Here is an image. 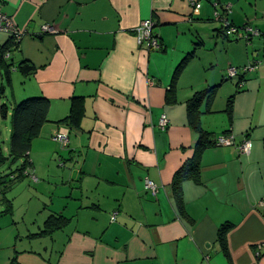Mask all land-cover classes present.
Here are the masks:
<instances>
[{
    "label": "crops",
    "instance_id": "0c3cea01",
    "mask_svg": "<svg viewBox=\"0 0 264 264\" xmlns=\"http://www.w3.org/2000/svg\"><path fill=\"white\" fill-rule=\"evenodd\" d=\"M199 2L195 11L188 0H0L23 34L16 41L0 32V57L5 52L11 65V105L50 101L23 175L13 176L26 157L12 161L10 139L0 148V167L10 169L0 170V264H264V0ZM216 11L260 34L226 35ZM146 19L154 21L159 50L138 43L137 27ZM47 24L53 32L43 30ZM22 61L34 67L31 75L20 72ZM250 64L257 67L241 87L225 79L229 67ZM213 85L219 87L200 107L201 126L214 140L231 134L236 142L203 150L197 178L182 182L179 208L173 179L199 136L187 101ZM75 97H83L84 113L72 128L63 120ZM5 105L7 118L13 106ZM61 128L69 131L66 147L53 139ZM7 132L11 137V123ZM245 138L249 153L239 150ZM29 177L55 190L26 230V215L19 222L2 218L14 217L8 194ZM53 214L71 223L38 236ZM224 224L231 226L225 243L218 239Z\"/></svg>",
    "mask_w": 264,
    "mask_h": 264
},
{
    "label": "trees",
    "instance_id": "16d2710c",
    "mask_svg": "<svg viewBox=\"0 0 264 264\" xmlns=\"http://www.w3.org/2000/svg\"><path fill=\"white\" fill-rule=\"evenodd\" d=\"M217 12V11H216ZM228 11H223L219 14L218 19H220L223 25V30L226 35H230L229 31L232 29H240L242 27L235 26L232 24L228 17ZM244 27V26H243ZM9 43V42H8ZM7 43V44H8ZM2 50H6L5 45H3ZM5 52L2 53L0 57V101L5 96L6 87L11 84V65L7 64L5 57L3 56ZM193 57V54L187 55L180 63L178 71L183 68ZM20 72L24 77L31 75L34 72V67L28 61H22L18 66ZM231 68V67H229ZM227 69V71L229 70ZM177 71V72H178ZM249 71L240 70L234 79L237 80V86L241 87L243 83V77ZM228 73V72H227ZM227 76V75H226ZM225 79H230L227 76ZM219 85L209 86L201 91L196 92L188 101H187V116L188 121L192 128L198 133V139L195 145V152L192 158L188 159L175 173L172 191L174 197L178 203V207L181 208L183 204L182 200V182L190 177H195L198 173L199 159L203 150L215 144L214 137L210 133L205 131L200 123V117L202 114L201 105L203 102H206L207 106L213 101L216 91ZM234 97L232 96L228 102V110L232 108V102ZM50 109V101L44 97H34L28 98L16 105L13 106L11 110V124H12V133L10 137V156L13 160L20 158H25L21 167L19 168V174L13 175L15 178L23 175L25 173L27 164V157L31 148L32 141L38 137L39 130L41 126L46 122L48 111ZM7 106L1 104L0 113L3 117H6ZM84 113V102L83 97H75L72 99L71 108L69 115L63 120V122L70 127H79L80 121ZM6 157L1 156V160H5ZM14 178V179H15ZM197 178V176L195 177ZM194 178V179H195ZM10 179L9 181H11ZM6 182V180H5ZM5 193V188L1 191ZM8 209L5 212H11L12 204L7 203ZM71 223V219L63 215L53 214L50 215L45 221L44 230L38 234L39 235H53L54 233L65 229ZM231 226L229 224H224L220 227L218 239L222 242H226L227 231Z\"/></svg>",
    "mask_w": 264,
    "mask_h": 264
},
{
    "label": "built area",
    "instance_id": "2783aa9c",
    "mask_svg": "<svg viewBox=\"0 0 264 264\" xmlns=\"http://www.w3.org/2000/svg\"><path fill=\"white\" fill-rule=\"evenodd\" d=\"M190 3L194 5L195 11H198L201 7V3L199 0H188ZM228 8V6H226ZM220 12H216V16H219ZM154 28V21L152 19H146L140 23V25L137 27V40L138 43L144 45L145 49L147 51L150 50H159L162 46L160 43V40L158 37L154 34L153 31ZM43 30L47 32H53V29L47 24L43 26ZM0 32L8 33L12 35L13 39L16 41H20L23 34L21 30L16 26L14 21L5 13L2 12L0 9ZM230 34H234L237 38L238 37H245L248 38L250 35H259L260 31L258 29H255L254 27H251L249 25H246L238 30L232 29V31H229ZM257 65L250 64L249 66H245L242 68L237 67H231L227 71V76L230 77V79L234 78L237 73L240 70L243 71H253ZM167 124V119L165 115L161 116L160 118V125L162 127H165ZM53 139L60 143L63 147H66L69 143V131L67 129H59L53 134ZM215 144L217 145H225L230 146L235 144V138L231 134L227 135H221L215 138ZM239 150L242 153H249L251 149V141L247 138H245L239 145ZM36 179V178H35ZM145 185L147 189L152 191L153 194L157 191L156 184L153 180L146 178L145 179ZM112 220H115V215L112 216Z\"/></svg>",
    "mask_w": 264,
    "mask_h": 264
},
{
    "label": "rangeland",
    "instance_id": "374dc122",
    "mask_svg": "<svg viewBox=\"0 0 264 264\" xmlns=\"http://www.w3.org/2000/svg\"><path fill=\"white\" fill-rule=\"evenodd\" d=\"M1 55V54H0ZM20 81H16L14 91L17 93L19 91V84ZM6 87V96L3 97L2 103L7 104L8 106L11 105L13 101V90L12 87ZM13 106V105H11ZM10 108V107H9ZM11 123V116L10 117H2L0 114V148H8L9 147V139L10 133L7 132V127H10ZM7 132V133H6ZM37 138V137H36ZM19 164H15L12 167L15 168ZM2 172H9L10 169L8 165H2L0 167ZM40 183V182H39ZM34 179V177L26 178L24 181H19L18 185L14 187L8 194V197L12 198L14 201V206L16 210L14 212V217L11 216H4L2 221L7 220L11 223V221L19 222L23 215H26V230L28 228L29 221L33 217H41L43 215V210L45 207L44 203L48 202V194L50 192H54L55 189H51L49 187L40 186ZM37 192V193H36ZM26 198V204H23V200ZM3 210V207L0 205V214ZM57 244V242H56Z\"/></svg>",
    "mask_w": 264,
    "mask_h": 264
}]
</instances>
